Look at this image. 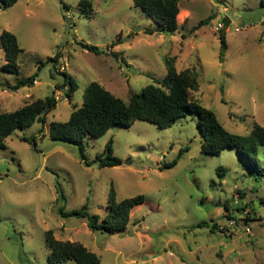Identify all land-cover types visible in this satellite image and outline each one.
I'll return each instance as SVG.
<instances>
[{"label":"rangeland","instance_id":"rangeland-1","mask_svg":"<svg viewBox=\"0 0 264 264\" xmlns=\"http://www.w3.org/2000/svg\"><path fill=\"white\" fill-rule=\"evenodd\" d=\"M84 1L19 0L9 7L0 2V112L54 91L60 98L44 125L37 121L15 130L7 148H0V264H50L47 230L57 239L82 242L100 256V264H264V146L258 167L235 147L207 154L196 113L169 128L136 120L103 136H88L86 159L78 146L50 136L51 123L70 118L90 83L99 82L128 102L131 94L165 78L168 60L178 71L195 69L197 97L227 130L248 135L255 123L264 127L262 0H180L178 29L171 34L159 31L134 0ZM226 17L231 20L225 29L228 49L221 59L213 27ZM146 29L157 31L147 34ZM4 31L14 33L23 48L18 75L3 69ZM83 44L104 52L96 54ZM63 72L78 86L71 102L61 85ZM32 75L37 84L10 88ZM110 139L122 164L100 167L97 158ZM174 159L176 166L161 169ZM112 189L117 200L145 196L122 233L93 231L86 219L58 212L63 205L70 212L88 204L103 218ZM231 217L236 227L229 226ZM203 222L208 225L199 227Z\"/></svg>","mask_w":264,"mask_h":264},{"label":"trees","instance_id":"trees-1","mask_svg":"<svg viewBox=\"0 0 264 264\" xmlns=\"http://www.w3.org/2000/svg\"><path fill=\"white\" fill-rule=\"evenodd\" d=\"M18 1L0 0L5 7L13 6ZM262 2L264 4V0ZM84 3L91 4L87 1ZM179 3L180 0H134V6L142 8L163 34H171L178 29ZM209 19L210 17L202 20L200 25L207 23ZM154 31L157 30H144L147 34H153ZM219 39L221 45L220 58L223 59L228 49L225 29L219 31ZM2 40L7 60L3 69L18 75L17 61L23 52V48L20 46L16 35L10 31L3 32ZM116 42L120 43L119 41ZM83 46L96 54L104 52L98 46L89 44H83ZM58 55L59 53L52 58L53 61L58 60ZM167 66L168 72L165 78L147 84L141 92L131 94L128 102L114 95L99 82L90 83L85 90L82 105H74L70 118L66 121H53L51 123V138L78 146L82 159H86L84 153L85 138L88 136L100 137L115 125L131 126L136 120H146L156 124L159 128H169L179 118L196 113L202 135L201 148L203 152L220 155L225 148L235 147L250 166L258 167L260 161L258 158L259 148L264 146V127L255 123L248 135L227 130L218 119L217 114L212 109L202 105L197 97L196 92L200 89V80L195 69L187 68L178 71L172 60H168ZM63 76L61 85L67 87L65 95L71 102L78 86L69 73L63 72ZM34 81V75L18 79L15 85L10 88L18 90L21 87L32 86ZM61 85L59 84L56 88ZM59 99L54 91L45 98L36 99L8 112H0V148H7V139L15 130L30 127L37 121L44 125L47 115L57 107ZM39 132H43V128ZM21 139L31 141L27 136H23ZM112 143L113 141L110 139L103 154L98 156L97 164L100 167L122 164V160L114 155ZM187 150L188 147L182 149L179 156ZM177 163L178 159H174L163 164L161 169L172 168ZM219 171L221 175L226 173L224 167H220ZM59 198L64 200L65 196L61 193ZM144 201L145 196L142 194L117 200L116 191L112 189L108 198V211L103 218L92 213L88 204L82 206L81 209L70 212L65 211L63 205L58 212L64 218L77 216L86 219L88 227L93 231L116 234L126 231L132 210ZM262 203H264V199H262ZM239 209L242 210L243 208L240 207ZM245 218L246 216L239 217L237 220L241 221ZM230 219H234V217ZM206 225H208L207 222L198 224L199 227ZM214 227L216 224H213ZM45 241L50 249L48 256L50 264H59L69 260L75 261L77 264L101 263L100 256L82 242L57 239L53 230L45 232Z\"/></svg>","mask_w":264,"mask_h":264},{"label":"built area","instance_id":"built-area-1","mask_svg":"<svg viewBox=\"0 0 264 264\" xmlns=\"http://www.w3.org/2000/svg\"><path fill=\"white\" fill-rule=\"evenodd\" d=\"M224 27H225V23L223 21H221V22L219 21L218 24L213 27V30L216 32H219L221 29H224ZM34 83L37 84L38 82L35 80ZM237 225H238V223L234 219H232L229 222V226H231V227L232 226L236 227ZM250 230H251L250 227L246 226V232L249 233Z\"/></svg>","mask_w":264,"mask_h":264},{"label":"water","instance_id":"water-1","mask_svg":"<svg viewBox=\"0 0 264 264\" xmlns=\"http://www.w3.org/2000/svg\"><path fill=\"white\" fill-rule=\"evenodd\" d=\"M223 22L225 23V27H224V29H227V27H228V26L230 25V23H231V20H230V18L226 17V18H224Z\"/></svg>","mask_w":264,"mask_h":264},{"label":"bare ground","instance_id":"bare-ground-1","mask_svg":"<svg viewBox=\"0 0 264 264\" xmlns=\"http://www.w3.org/2000/svg\"><path fill=\"white\" fill-rule=\"evenodd\" d=\"M181 16V13L178 14V18Z\"/></svg>","mask_w":264,"mask_h":264}]
</instances>
